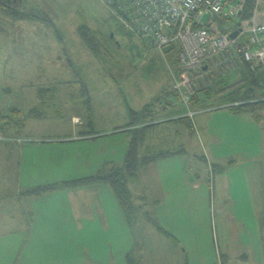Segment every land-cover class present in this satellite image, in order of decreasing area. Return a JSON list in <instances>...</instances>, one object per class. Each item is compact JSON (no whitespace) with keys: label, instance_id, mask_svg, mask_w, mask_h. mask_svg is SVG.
<instances>
[{"label":"rangeland","instance_id":"rangeland-1","mask_svg":"<svg viewBox=\"0 0 264 264\" xmlns=\"http://www.w3.org/2000/svg\"><path fill=\"white\" fill-rule=\"evenodd\" d=\"M22 11L23 18L0 11V141L19 142L14 151L0 145V264H126L129 252L153 264L158 250L162 264H264V111L207 119V111L233 112V104L206 108L214 101L208 90L199 95L205 103L195 93L184 102L169 76L176 63L168 49L146 47L105 0H23ZM254 76V89L264 93V65L252 74L241 65L220 86ZM142 105L164 108L144 122L131 113ZM134 141L149 161L129 180L130 223L120 208L128 232L47 241L54 232L43 209L57 208L62 221L66 211L82 217L89 186L111 190L90 179L120 165ZM26 142L54 152L42 156L40 177H24L34 169L19 156ZM179 153L196 194L159 210L151 181L161 174L165 186L176 187L179 171L159 161ZM94 160L101 168L88 176ZM78 189H86L83 196ZM103 189L98 201L108 204Z\"/></svg>","mask_w":264,"mask_h":264},{"label":"built area","instance_id":"built-area-1","mask_svg":"<svg viewBox=\"0 0 264 264\" xmlns=\"http://www.w3.org/2000/svg\"><path fill=\"white\" fill-rule=\"evenodd\" d=\"M105 1L147 46L158 51L177 49L173 89L184 102L209 87L213 77H222L242 64L251 71L264 65V22L256 19L261 0H253L255 8L245 28L240 15L246 0ZM234 31L237 34L231 38Z\"/></svg>","mask_w":264,"mask_h":264},{"label":"crops","instance_id":"crops-1","mask_svg":"<svg viewBox=\"0 0 264 264\" xmlns=\"http://www.w3.org/2000/svg\"><path fill=\"white\" fill-rule=\"evenodd\" d=\"M263 1V0H261ZM260 1V2H261ZM259 2V4H260ZM264 2V1H263ZM259 4L256 7V19L259 22H264V17H262L261 19H258V7ZM255 7H253L254 9ZM253 11V10H252ZM222 20V19H221ZM224 20V19H223ZM241 20V19H240ZM241 23H247V20H241ZM240 23V25H241ZM242 26V25H241ZM142 44V43H141ZM145 44V43H144ZM146 47H148L145 44ZM176 61V60H175ZM245 65V64H242ZM246 66V65H245ZM177 69H178V63L176 61V67L171 70V73L169 74L171 81L173 82V74L177 73ZM174 74V75H175ZM171 86V84H170ZM172 92V91H171ZM174 93V92H172ZM176 95V94H174ZM147 105V104H146ZM164 107L158 106V108L152 107V108H148V110H151V113H158L159 110H163ZM144 105H142L140 108H135L134 110L131 109V113H136L140 114L141 116L144 115L143 111H144ZM147 109V107H146ZM157 109V110H156ZM166 110V109H165ZM216 111V112H214ZM207 112H212V113H208L206 115L207 119L209 118L210 121H213L215 119H222L224 117L226 118H238L241 113H233V112H218V110H211V111H207ZM79 128H84V127H79ZM240 128V127H239ZM237 129V128H236ZM209 128L206 127L205 128V132L208 131ZM29 139H40L41 136L36 137V136H25ZM0 140H5V139H0ZM213 140V139H211ZM5 141H0V145L3 146V148H8L11 149L10 146H12L13 148H16L18 145V143H14L12 141V139H7ZM28 142V141H27ZM22 143L21 145H19V156L20 159L22 158V160L24 161V158L27 159V161L29 163H31V165L34 167L33 170L31 171H27L26 175L24 176L25 178H32V177H40V171L43 170V163H42V156L43 155H47L48 153L53 154L54 152L48 151V149H46V145L48 144H42V143H36V142H31V144L29 143ZM80 142H83L84 144L90 143V141H78V145H80ZM15 144V145H14ZM123 147H125L126 143H122ZM2 148V149H3ZM15 149H11V151H14ZM101 162L100 160H94L93 161V166H92V170L91 171H87V175L90 176V172H93L94 169H96L97 167L100 169L101 168ZM160 163H162L164 165V167H169L171 165H175L176 169L179 171V177H178V183L177 186L174 188L171 187H167L165 186L164 180L160 175L161 174H156V176L153 177V180L151 181L153 186H152V201L155 202L157 204L158 209H172V208H166L165 205H171V203L173 201L175 202H179L180 204H184V203H190L192 200V195L196 194L195 191H193L194 189L190 186V183L188 182L189 177L187 175V171L185 170V166H186V157L184 154H176L173 156H169L167 158H164L163 160L159 161ZM159 163V164H160ZM158 164V163H157ZM42 169V170H41ZM170 171V170H168ZM86 173V172H84ZM162 175H165V173H162ZM48 177V176H47ZM46 177V179H47ZM83 177H87L86 175H83ZM86 186V185H85ZM89 186V185H88ZM93 187L89 186L88 189L89 191H87V199L88 200V204L87 206H85V212H83L82 217H77V215L74 214L70 215V211H66V216L64 217L65 219L59 220V218H61V216L59 215V212L56 209L52 208H48V211L50 213H48L47 211V215L45 213V210L43 209V212L45 214V217L48 218V222H47V226L51 227L52 231L54 233H48L46 239L47 241H63V242H71L73 240H81L83 241L85 239L86 236H88V241H99L101 240V238H99V236L101 237L102 234H107L108 232H110V234L114 233V232H121V233H127L128 232V224L126 222V220L123 219L122 215H121V211H120V206L119 204L116 202L111 190L109 188H104L100 183H99V188L96 187V189H92ZM104 188V189H103ZM103 189V193H102V198L104 199V201H107L108 204H102L98 201V197H97V193H101ZM82 194V196L84 195L83 192H86V189H78ZM91 194L93 196H91ZM99 196V195H98ZM85 197V196H84ZM105 197H107V200L105 199ZM96 200V202H94ZM113 202H115L116 204H113ZM156 207V208H157ZM108 211H111L112 214L109 217V214L107 213ZM42 212V214H43ZM86 212H89L90 214H88V216L86 217L85 214ZM114 215V216H113ZM115 215H117L115 217ZM113 216V217H112ZM115 218V219H114ZM54 227L58 228L59 230L64 229L67 233V235H58V231H56L54 229ZM74 235V237H72V234ZM157 235H155L152 240L153 241H157L156 240ZM165 256L164 253H162L160 250L158 251H154V253L151 254L150 259L152 260L153 264H162L160 263L161 258ZM123 262V261H122ZM120 262V263H122ZM163 262V261H162ZM122 264H125L124 262Z\"/></svg>","mask_w":264,"mask_h":264},{"label":"trees","instance_id":"trees-1","mask_svg":"<svg viewBox=\"0 0 264 264\" xmlns=\"http://www.w3.org/2000/svg\"><path fill=\"white\" fill-rule=\"evenodd\" d=\"M264 1V0H263ZM254 7L253 0H246L244 12L240 15L241 20H247L250 18L252 10ZM23 0H0V11L9 18H23ZM219 21L220 19H215ZM89 38L87 37V40ZM91 39V38H90ZM167 53H171L170 57L174 58L173 61L176 63V48L168 49ZM246 69L250 74L254 71H251L247 66ZM256 71V70H255ZM211 84L209 87L203 89L208 90L206 94V98L214 99L209 106L206 108L212 107L213 109H217L223 104H230L233 105L229 106L234 113H241V112H250L255 114H260L264 111V93H259L258 88L259 86L256 83V77H248L243 80H239L235 83L230 84L229 86H220L221 77H213L211 78ZM250 81V84L247 83ZM213 86V87H212ZM201 90V91H203ZM201 91H197L195 95H193L192 99H198L200 104L205 103V100H201L199 95ZM216 94H220L216 95ZM203 101V102H201ZM148 107V106H147ZM145 108V107H144ZM144 115L140 116L147 122L151 116V110L149 111L148 108L144 109ZM136 115V113H133ZM130 125V123H129ZM134 125V122H133ZM149 158L144 156L139 158L137 153L136 141L130 144L125 152L123 161L120 165H112L110 169L107 170V173L103 176H96L92 179H101L108 184L111 188L113 194L117 198L119 202V206L123 215L126 217L127 221L130 223V219L128 218V213H130L132 206V193L129 188V180L132 177H135L138 171H141L140 168L145 166ZM156 224V222H155ZM157 225V224H156ZM127 263L126 264H139L138 260L136 259L133 252H129L127 254Z\"/></svg>","mask_w":264,"mask_h":264},{"label":"water","instance_id":"water-1","mask_svg":"<svg viewBox=\"0 0 264 264\" xmlns=\"http://www.w3.org/2000/svg\"><path fill=\"white\" fill-rule=\"evenodd\" d=\"M237 34V31L232 32V34L230 35L231 38L235 37V35Z\"/></svg>","mask_w":264,"mask_h":264}]
</instances>
